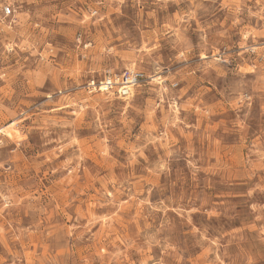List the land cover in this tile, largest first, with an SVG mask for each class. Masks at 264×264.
Masks as SVG:
<instances>
[{"label":"rangeland","instance_id":"obj_1","mask_svg":"<svg viewBox=\"0 0 264 264\" xmlns=\"http://www.w3.org/2000/svg\"><path fill=\"white\" fill-rule=\"evenodd\" d=\"M0 264H264V0H0Z\"/></svg>","mask_w":264,"mask_h":264},{"label":"built area","instance_id":"obj_2","mask_svg":"<svg viewBox=\"0 0 264 264\" xmlns=\"http://www.w3.org/2000/svg\"><path fill=\"white\" fill-rule=\"evenodd\" d=\"M8 13L11 12L7 8ZM145 74L140 70L125 69L120 72L106 70L99 80H90L85 89L88 93L101 92L106 94L116 95L119 98H128L132 95L135 88L144 80Z\"/></svg>","mask_w":264,"mask_h":264}]
</instances>
